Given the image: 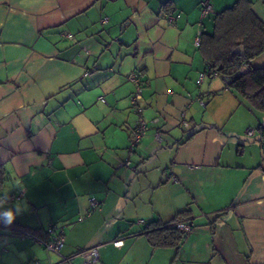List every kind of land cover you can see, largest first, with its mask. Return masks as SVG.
Returning a JSON list of instances; mask_svg holds the SVG:
<instances>
[{
    "label": "crops",
    "instance_id": "1",
    "mask_svg": "<svg viewBox=\"0 0 264 264\" xmlns=\"http://www.w3.org/2000/svg\"><path fill=\"white\" fill-rule=\"evenodd\" d=\"M200 1L0 0V194L28 205L11 226L46 238L54 224L72 264L93 246L91 264H264V112L222 77L197 82L206 62L194 37L236 0H209L203 17ZM249 1L264 22V0ZM132 71L148 129L130 153ZM181 211L195 228L177 246L151 245L144 227ZM61 259L0 222V264Z\"/></svg>",
    "mask_w": 264,
    "mask_h": 264
},
{
    "label": "trees",
    "instance_id": "2",
    "mask_svg": "<svg viewBox=\"0 0 264 264\" xmlns=\"http://www.w3.org/2000/svg\"><path fill=\"white\" fill-rule=\"evenodd\" d=\"M239 45L244 47V56L233 52ZM198 47L206 62L201 72L212 76L213 71H216L222 78L232 76L226 87L237 92L252 108L264 112V66L251 64L256 56L264 53V22L252 11L249 0H236L231 6L217 12L214 15L213 31L201 32ZM243 61L248 63V68L234 75ZM187 218V211H181L168 222L148 223L144 233L154 247L177 246L187 233L177 229L173 222ZM9 228L12 233L23 229L18 226Z\"/></svg>",
    "mask_w": 264,
    "mask_h": 264
},
{
    "label": "built area",
    "instance_id": "3",
    "mask_svg": "<svg viewBox=\"0 0 264 264\" xmlns=\"http://www.w3.org/2000/svg\"><path fill=\"white\" fill-rule=\"evenodd\" d=\"M200 7H201V16L202 17L206 16L208 13L213 11L212 4L210 3L209 0H201L200 1ZM174 18L175 17L173 15L167 16L168 22H172L174 20ZM200 35H201V31H198L196 33V36L194 37V40H193L194 45L197 47L200 45ZM63 36L67 37V38L72 37V35L70 33H66V32L63 33ZM247 68H248V63L246 61H243L237 69L235 68L236 71H235L234 75H239L240 73H243ZM95 70H96L95 67H93L92 69L87 70L85 73L86 74H92L93 72H95ZM212 76L213 77L218 76V72L213 71ZM204 77H205V72H199L197 82L201 83L203 81ZM231 77L226 75V76H224V78H222L224 80L225 86L228 85ZM128 79L131 80L134 84V91L130 95V102L132 104L133 110L137 113V121L135 124V128L133 130L131 139H130V144L128 146V150L131 153L133 151L134 147L139 143V141L145 135V133L148 129V123L144 119V117L142 116L141 107L138 103L139 98L142 95V89H143L141 77L137 71H132L131 73L128 74ZM100 99H101V101L106 102L105 98L103 96H100ZM198 102L200 103V105H204V100L202 98L198 99ZM184 115H185V110H182V112H181L182 119L180 120L179 126L182 128H188V122L184 119ZM152 122L157 123L158 118H154L152 120ZM252 133H253V129H248V134H252ZM154 138H155V140H158V141L161 140L160 130L158 128L154 132ZM124 165L126 167L131 168L129 160H125ZM188 167L199 168L200 165L199 164H190ZM165 179L170 180V181H177L176 176L173 174V172L171 170H169L165 174ZM99 205H100L99 201H97L95 198L90 199V201H89V207L90 208H94V207H97ZM139 222H142V220H139ZM173 225L177 229L183 231L184 233H189L190 231H192L195 228L193 221L190 219L177 220V221L173 222ZM13 232L15 234H17V236L20 238H26V237L32 238L35 242H37L43 246V248L45 249L47 254H49V253L59 254L62 258L61 262H63L64 264H72L71 256H66L63 254L61 255V250L64 246V237H63L62 231L60 229H58L54 224L49 223L47 225V227H46L47 237L46 238H41V237L37 236L34 232H31L30 230H25V229H18V230H15ZM113 243L115 245H120L122 243V241L116 240ZM80 253L84 257V261L82 264H91V263L98 260L99 253H98V247L97 246H93L91 248L83 249Z\"/></svg>",
    "mask_w": 264,
    "mask_h": 264
},
{
    "label": "clouds",
    "instance_id": "4",
    "mask_svg": "<svg viewBox=\"0 0 264 264\" xmlns=\"http://www.w3.org/2000/svg\"><path fill=\"white\" fill-rule=\"evenodd\" d=\"M16 188H19L21 191H23V188L19 185H17ZM9 191L0 194V222H2L6 227H10L16 220L17 216L28 211V205L26 201L16 200L12 206H8Z\"/></svg>",
    "mask_w": 264,
    "mask_h": 264
},
{
    "label": "water",
    "instance_id": "5",
    "mask_svg": "<svg viewBox=\"0 0 264 264\" xmlns=\"http://www.w3.org/2000/svg\"><path fill=\"white\" fill-rule=\"evenodd\" d=\"M234 53H238L241 56H244V47L243 45H239L236 48L233 49Z\"/></svg>",
    "mask_w": 264,
    "mask_h": 264
},
{
    "label": "rangeland",
    "instance_id": "6",
    "mask_svg": "<svg viewBox=\"0 0 264 264\" xmlns=\"http://www.w3.org/2000/svg\"><path fill=\"white\" fill-rule=\"evenodd\" d=\"M261 55H258V56H256L252 61H251V64H253L254 66H256V65H261V64H256V63H258V61L260 60V57ZM259 58V59H258ZM260 67V66H259Z\"/></svg>",
    "mask_w": 264,
    "mask_h": 264
}]
</instances>
